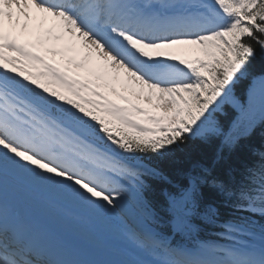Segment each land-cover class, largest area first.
<instances>
[{
    "label": "snow or ice",
    "instance_id": "1",
    "mask_svg": "<svg viewBox=\"0 0 264 264\" xmlns=\"http://www.w3.org/2000/svg\"><path fill=\"white\" fill-rule=\"evenodd\" d=\"M257 46L264 55V0H0V264H264V152L238 187L211 181L232 210L223 221L211 205L200 211L206 177L162 192L159 210L145 180H166L152 158L190 139L222 134L234 150L257 104L264 122V73L229 133L213 121ZM18 181L95 213L129 209L121 223L134 258H69L57 226L9 210L4 189ZM201 215L222 243L175 246L157 232L192 235Z\"/></svg>",
    "mask_w": 264,
    "mask_h": 264
},
{
    "label": "trees",
    "instance_id": "2",
    "mask_svg": "<svg viewBox=\"0 0 264 264\" xmlns=\"http://www.w3.org/2000/svg\"><path fill=\"white\" fill-rule=\"evenodd\" d=\"M257 52V58L250 65V75L241 78L234 86L235 95L245 104L250 103L253 76L264 73V55L260 54L258 46ZM222 111L216 114L215 119L218 129L227 134L233 129V122L238 113L230 106H224ZM207 135V140L190 139L174 153L163 158H152L153 163L167 178L162 180L145 177L146 182L151 186L147 194L148 199L158 210L165 206L162 192H176L188 185L190 177L203 176L208 183L200 186L201 213L211 205L219 212L218 220H227L232 216L231 208L225 202V198L212 187L211 181L215 179L232 187L239 186L246 175V169L256 166L260 161L259 153L264 152V122L258 121L250 134H244L234 150L223 147L224 135L212 133ZM193 224L192 235L177 234L167 225H161L157 232L166 239L170 238L173 245L182 247H191L201 241L219 240V227L210 223L207 217L198 216Z\"/></svg>",
    "mask_w": 264,
    "mask_h": 264
},
{
    "label": "bare ground",
    "instance_id": "3",
    "mask_svg": "<svg viewBox=\"0 0 264 264\" xmlns=\"http://www.w3.org/2000/svg\"><path fill=\"white\" fill-rule=\"evenodd\" d=\"M29 185L36 187L38 193L43 192V196L39 197L38 194L31 193L29 188L17 183L9 182L6 184L4 191H8L6 193L10 192L14 196L7 198L9 210L16 213L15 210L21 207V212H23L22 210L26 211V213L21 214V218H26L27 216L28 218L31 217L30 219L34 222L53 224L57 226L61 233L80 241L81 243L78 247L72 246L70 250L77 251L81 256L75 258L70 254L69 258L86 260L82 256H86L87 251L90 252V247L96 250V252H92V255L99 258L100 261L114 260L111 256L119 257L121 255H124L125 258L120 260L134 258L130 247L123 238L124 227L121 226L120 221L124 217H121L119 210L113 214L119 220H116V222L113 220L114 217L111 220L105 214L106 219L103 216L104 214L95 213L101 215L105 222L110 225V228H107V225L101 221L100 217L90 216L89 210L73 204L68 199L58 195L56 191L38 184L29 183ZM45 197H49L51 201H46ZM10 200L14 202L12 203ZM99 228L107 231L106 238H104L105 236ZM93 235L98 236L100 241L95 239ZM107 238L110 240H107ZM108 245L112 246L108 247ZM89 260L95 261L93 258Z\"/></svg>",
    "mask_w": 264,
    "mask_h": 264
},
{
    "label": "rangeland",
    "instance_id": "4",
    "mask_svg": "<svg viewBox=\"0 0 264 264\" xmlns=\"http://www.w3.org/2000/svg\"><path fill=\"white\" fill-rule=\"evenodd\" d=\"M51 25V22H49L48 24H46L45 25V27H48V26H50ZM23 39H29V40H35V32H33V34L32 35H30V36H26V37H23ZM47 47H49V45H45L44 46V48H47ZM34 50H37V51H41L43 54H45L46 56H47V58L49 59V60H55L57 63H61L62 62V57L60 56V55H57V56H55V57H53L52 56V53L51 52H44V49L43 48H37V49H34ZM115 98V97H114ZM249 100H250V103L249 104H251L252 103V99H251V91H250V98H249ZM249 104H245L244 102H242L236 95H235V93H234V87H233V95H232V97H231V99L229 100V101H227V102H225L223 105H221V108H220V110L219 111H217L216 113H214V116H213V121H214V124H215V126L217 127V121H216V114H220V113H222L223 111V107L224 106H230V107H232L237 113L239 112V109L237 108V105H242V106H248ZM147 106V105H146ZM258 121H260V119H259V113H258V104H257V119H256V121H255V124L258 122ZM87 210V209H86ZM16 211V215L19 217V218H21V214H24V213H26V211H24V210H22L23 212H21V207L20 208H18V209H16L15 210ZM119 213L121 214V217H124L125 219L129 216V209H124V210H119ZM26 216V215H25ZM90 216H95V217H100L101 218V221L102 222H104L107 226V228H110V225L107 223V222H105V219L101 216V215H99V214H95V212H92V211H90ZM106 219H107V217L109 218V219H111L112 220V218L114 217L113 216V214H107V217L105 216V214L103 215ZM112 216V217H111ZM35 217V216H34ZM111 217V218H110ZM26 218H28L27 216H26ZM36 218V217H35ZM36 219H38V218H36ZM113 220H115V222H116V220H118L117 218H113ZM119 221V220H118ZM121 222V221H120ZM83 224H84V222H83ZM122 224V223H121ZM102 226V225H101ZM122 227H124V225L122 224L121 225ZM99 230L100 231H102V233H103V235L105 236L104 238H106V232L107 231H105L104 229H100L99 228ZM113 232H115L114 230H112ZM112 232V233H113ZM63 234V233H62ZM108 234H109V232H108ZM114 234V233H113ZM65 235V234H64ZM99 235H100V233H99ZM67 238H68V241H69V244H70V249L72 248V246H74V247H78L79 245H80V241H77V240H75V239H72V238H70V237H68L67 235H65ZM93 237L95 238V239H97V240H99L100 241V239H99V237L98 236H96V235H93ZM119 237V236H118ZM107 240H110L109 238H107ZM112 241V240H111ZM122 241V240H121ZM218 243H222V242H218ZM112 246V245H111ZM110 245H108V247H111ZM114 248H117V247H114ZM89 250H90V252H88L87 250H85V251H87L86 253H87V255L86 256H82L84 259H86V260H89V259H91V258H93V259H95V261H100L99 260V258H96L95 256H93L92 255V252H94V251H96V250H93V247H90L89 248ZM70 254L71 255H77V256H81L77 251H71L70 250ZM91 256V258H90V256ZM114 260H120V259H124L125 258V256L124 255H121V256H119V257H114V256H111ZM104 258V257H103ZM105 259V258H104Z\"/></svg>",
    "mask_w": 264,
    "mask_h": 264
}]
</instances>
